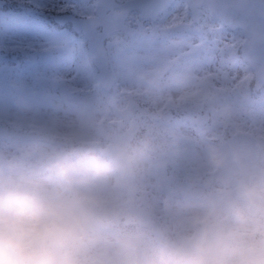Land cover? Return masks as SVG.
Returning a JSON list of instances; mask_svg holds the SVG:
<instances>
[{
  "label": "clouds",
  "instance_id": "obj_1",
  "mask_svg": "<svg viewBox=\"0 0 264 264\" xmlns=\"http://www.w3.org/2000/svg\"><path fill=\"white\" fill-rule=\"evenodd\" d=\"M167 73L99 104L0 103V264H264V124ZM187 112L211 124L185 133Z\"/></svg>",
  "mask_w": 264,
  "mask_h": 264
},
{
  "label": "rangeland",
  "instance_id": "obj_2",
  "mask_svg": "<svg viewBox=\"0 0 264 264\" xmlns=\"http://www.w3.org/2000/svg\"><path fill=\"white\" fill-rule=\"evenodd\" d=\"M2 1L6 5H0V103L27 96L44 109L67 108L80 100L99 104L133 86L141 72L165 68L167 61L176 59L169 75L211 77L217 85L225 86L222 102L231 105L241 120L264 124V85L260 89L253 86V69L240 54L245 34L214 18L207 6L200 7L198 18H194L185 0H176L157 16L136 9L129 11L125 24L131 27V34L115 30L106 37L115 79L112 89L106 91L92 68L83 32H74L71 23L55 28L52 21L54 14L94 18L98 0ZM114 10L120 11L118 7ZM182 23L187 27L170 30ZM96 29L102 31L103 27L98 25ZM43 50L53 53L38 55ZM37 78L41 80L39 88L35 87ZM245 83L243 91L233 90V86L240 88ZM188 114L205 113L187 112L173 119L179 129L192 134L199 125L186 120Z\"/></svg>",
  "mask_w": 264,
  "mask_h": 264
},
{
  "label": "water",
  "instance_id": "obj_3",
  "mask_svg": "<svg viewBox=\"0 0 264 264\" xmlns=\"http://www.w3.org/2000/svg\"><path fill=\"white\" fill-rule=\"evenodd\" d=\"M176 0H129L117 3L115 0H98L97 16L94 18H78L73 14H54L53 19L59 25L72 23L76 32L83 30L88 39L90 58L99 70V79L102 86L109 90L114 84L110 71L107 48L110 42L106 37L115 30H123L127 36L131 34V27L125 24L128 12L139 10L148 16H157L168 9ZM195 18L200 14V7L207 5L211 14L227 24L232 29L241 28L246 39L241 45L242 59L254 70V86L260 89L264 85V0H186ZM118 7L120 11H115ZM110 13H107L108 10ZM102 25L101 32L96 27ZM186 24H178L171 30L185 28ZM52 50L39 52L40 56H49ZM173 61L166 62L169 70ZM41 80H35V87H40ZM198 121L197 119H193ZM205 119L201 121L204 123Z\"/></svg>",
  "mask_w": 264,
  "mask_h": 264
},
{
  "label": "flooded vegetation",
  "instance_id": "obj_4",
  "mask_svg": "<svg viewBox=\"0 0 264 264\" xmlns=\"http://www.w3.org/2000/svg\"><path fill=\"white\" fill-rule=\"evenodd\" d=\"M183 114V113H182ZM179 115H181L180 113H178V114H174L173 115V119L175 118V117H178ZM202 115V116H201ZM204 115H206V114H197L195 117L197 118V122H201L202 120H204ZM200 116V117H199ZM208 116V115H207ZM208 120H209V117H208ZM191 124H194L193 122H190ZM204 124H210L208 121L207 122H205ZM203 125V124H202Z\"/></svg>",
  "mask_w": 264,
  "mask_h": 264
},
{
  "label": "trees",
  "instance_id": "obj_5",
  "mask_svg": "<svg viewBox=\"0 0 264 264\" xmlns=\"http://www.w3.org/2000/svg\"><path fill=\"white\" fill-rule=\"evenodd\" d=\"M4 3H5V1H4ZM4 3H3L2 0H0V5H1V6L4 5ZM54 27H56V26H54Z\"/></svg>",
  "mask_w": 264,
  "mask_h": 264
},
{
  "label": "bare ground",
  "instance_id": "obj_6",
  "mask_svg": "<svg viewBox=\"0 0 264 264\" xmlns=\"http://www.w3.org/2000/svg\"><path fill=\"white\" fill-rule=\"evenodd\" d=\"M195 71H198V69H195ZM200 72H201V71H200ZM200 72H199V73H200Z\"/></svg>",
  "mask_w": 264,
  "mask_h": 264
}]
</instances>
